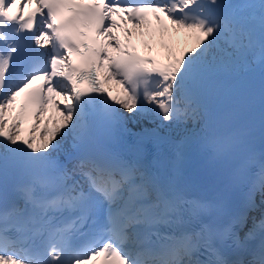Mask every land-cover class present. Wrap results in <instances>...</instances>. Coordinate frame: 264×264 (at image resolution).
Wrapping results in <instances>:
<instances>
[{
  "label": "snow or ice",
  "instance_id": "6c2138e0",
  "mask_svg": "<svg viewBox=\"0 0 264 264\" xmlns=\"http://www.w3.org/2000/svg\"><path fill=\"white\" fill-rule=\"evenodd\" d=\"M117 11L195 46L134 55ZM46 105L60 122L22 136ZM0 264H264V0H0Z\"/></svg>",
  "mask_w": 264,
  "mask_h": 264
},
{
  "label": "bare ground",
  "instance_id": "6f19581e",
  "mask_svg": "<svg viewBox=\"0 0 264 264\" xmlns=\"http://www.w3.org/2000/svg\"><path fill=\"white\" fill-rule=\"evenodd\" d=\"M116 20L117 26L111 29V32L113 36L119 40V43L122 41H125L127 36L129 34H132L135 40L138 43V49L143 50L144 52L148 50H156V49H163L164 53L162 57L167 60L169 57V54L172 53L174 54V51L177 50V45H182L188 49L192 48L195 46V38L194 39H186V36H189V33L183 31V30H178L176 29L173 25H171V28L173 30V36H175V42L172 41H167L166 38V33L168 36V30L163 28L160 25V22L155 24L154 23V16L153 14H149L147 17H145L141 22H139V26H137V22H130L127 19V16L124 14V12H114L110 15V19L107 20V23H110L111 20ZM109 21V22H108ZM130 25V29H126V25ZM136 28H138L140 31L136 32ZM105 38V41H107V38ZM183 42V43H182ZM112 44H115V41H112ZM154 44V45H153ZM107 49L110 50H116L115 47H108ZM109 69L106 71L100 70V73L105 74L107 77ZM110 83V85L118 90V95L117 96H122L123 95V86L119 83H117V78H112V79H106ZM55 109V110H54ZM123 110V109H122ZM124 111V116H130L131 114L127 113L125 110ZM50 115L51 117L48 116H41L40 117V122L38 126H43L45 122H47L48 127H54L56 124H58L61 120V114L59 111H57L56 108L51 107L50 108ZM145 121H141L139 124H134L132 122H128V125L131 127H134L135 129L140 128L141 126H147ZM154 127V126H153ZM34 135H38V133H33ZM42 138V137H40ZM68 145H65V148H67Z\"/></svg>",
  "mask_w": 264,
  "mask_h": 264
},
{
  "label": "rangeland",
  "instance_id": "374dc122",
  "mask_svg": "<svg viewBox=\"0 0 264 264\" xmlns=\"http://www.w3.org/2000/svg\"><path fill=\"white\" fill-rule=\"evenodd\" d=\"M140 31V30H139ZM194 39V37L191 35V34H189V36H186V39L185 40H188V39ZM167 41H171V39H170V37H169V35L167 36V33H166V38H165ZM183 43V42H182ZM154 45V44H153ZM146 124L148 125V126H154L153 124H151V123H149L148 121L146 122Z\"/></svg>",
  "mask_w": 264,
  "mask_h": 264
}]
</instances>
